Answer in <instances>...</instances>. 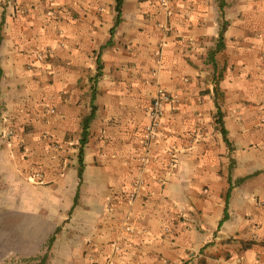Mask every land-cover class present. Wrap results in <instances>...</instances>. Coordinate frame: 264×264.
Instances as JSON below:
<instances>
[{"label": "crops", "instance_id": "1", "mask_svg": "<svg viewBox=\"0 0 264 264\" xmlns=\"http://www.w3.org/2000/svg\"><path fill=\"white\" fill-rule=\"evenodd\" d=\"M161 1L0 0V264H264V0Z\"/></svg>", "mask_w": 264, "mask_h": 264}, {"label": "trees", "instance_id": "2", "mask_svg": "<svg viewBox=\"0 0 264 264\" xmlns=\"http://www.w3.org/2000/svg\"><path fill=\"white\" fill-rule=\"evenodd\" d=\"M116 2V6H115V11H116V22H115V27L112 30V33H114L115 29L121 24L122 22V12H123V6H124V0H115ZM223 40V33L220 36V44L217 46V48L213 51L210 52L209 55V59L211 61H213V59L215 58L216 54L222 50L223 48V44H221V41ZM102 73V65L101 62H98V73H97V77H99ZM96 95H97V91L96 88H93V92H92V103H91V112L89 115H87L83 121H82V136H81V140H80V147H79V152H78V159H79V177L80 179L83 176V170H84V155H85V147L88 144V140H89V134H90V127L92 122L94 121L95 117H96V111H97V107L95 105V100H96ZM221 112L220 110L218 111V126L219 129L224 137V140L226 142V144L228 145V147L231 149V142L228 139V131L225 129L224 123L221 119ZM231 188L228 192V195L230 194ZM227 214L225 215L223 221L221 224H223V222L225 220H227ZM53 238L50 240V244H49V249L51 248V245L53 243ZM44 261L40 264H43Z\"/></svg>", "mask_w": 264, "mask_h": 264}, {"label": "built area", "instance_id": "3", "mask_svg": "<svg viewBox=\"0 0 264 264\" xmlns=\"http://www.w3.org/2000/svg\"><path fill=\"white\" fill-rule=\"evenodd\" d=\"M169 2L170 0H162L161 5L167 7ZM175 101L177 102V97L171 96L163 89L158 91L157 97L148 113L149 124L146 126L144 131L143 144L146 147H150L157 140L166 107Z\"/></svg>", "mask_w": 264, "mask_h": 264}, {"label": "rangeland", "instance_id": "4", "mask_svg": "<svg viewBox=\"0 0 264 264\" xmlns=\"http://www.w3.org/2000/svg\"><path fill=\"white\" fill-rule=\"evenodd\" d=\"M8 264H32V261H29L28 263H22L20 260H14L10 261Z\"/></svg>", "mask_w": 264, "mask_h": 264}]
</instances>
